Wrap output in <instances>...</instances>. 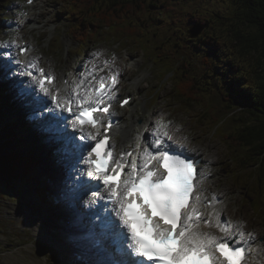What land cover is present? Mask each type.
Here are the masks:
<instances>
[{
    "label": "rangeland",
    "instance_id": "374dc122",
    "mask_svg": "<svg viewBox=\"0 0 264 264\" xmlns=\"http://www.w3.org/2000/svg\"><path fill=\"white\" fill-rule=\"evenodd\" d=\"M46 1L44 3L45 5L50 3L54 7L46 15H42L37 21L44 22L45 26H51L37 33L40 40L37 43H33L34 47L36 49H43L42 53L37 57L42 58L44 54L51 56L59 65L61 72L66 70L73 61H78L77 64H79L80 58L76 56V52L79 49L80 52L83 50L82 54L85 52L84 57L96 51L103 53L104 58L98 64L104 60L119 59L122 63L114 66L112 71H122L123 74L125 73L127 75V78L130 77L125 86L126 89L135 95L134 105L136 107L134 110H126L124 113L126 117L129 119H138L142 123L147 122L148 142L153 136V129L155 133L158 123L168 125L174 122L179 124L182 127V131L190 137L194 147L202 153L203 158L205 157V162L211 166L216 165L218 175L216 177L218 181L217 188L218 190L221 189L228 197L225 200L227 204L226 215L233 218L234 221H239L241 226H247L248 229L245 231H252L256 237L264 238V215L255 214L249 204L252 198L246 187L247 176H238L230 171L231 168L227 160L228 153L226 146L206 126L193 121L192 117L195 116L196 108L180 110L177 116H175L176 112L172 111V109L176 108V102L172 100L170 94L171 82L168 76L163 78L165 74L164 69H160L159 67L161 66H157L151 53L145 52L144 48H142L143 51L137 50L132 45L127 48L125 47L126 51L123 52L124 49L121 47L122 44L125 46V43H119L117 45L116 42L108 41L109 39L107 40L103 35L90 42L87 48H82L71 32L72 26L76 24V20L71 15L70 10L69 14L65 12V6L62 0ZM23 2L24 0H4L0 2V30L4 29L6 33L4 42H7L9 38L15 40L19 33L16 21ZM41 2L42 0L38 1L39 4ZM170 6H177L180 10L177 16L181 19H176L174 25L168 29V33L172 34L170 39L177 38L176 42L187 45L191 51H195L197 58L204 56L203 53L209 49L213 52L211 47H202L199 39H210L213 41L214 38H217L222 40L223 46L219 48L217 53H214L212 59L213 68H211V75H213L214 85L217 84L216 88L224 90L221 76L218 74V70L222 67L231 71L232 81H237L243 85L247 84L248 86L254 85L255 79L249 77V74L253 72V68L250 66L249 61L241 58L238 52L235 51V48L231 44L229 33H227L229 27H223L212 19L213 15H225L229 7L228 0H170ZM8 8L16 12V14H13L12 17H5V11ZM54 12H56V17H50ZM7 14L10 15V12H7ZM189 14L199 16L203 21L208 23L207 27L203 28L202 34L195 40H190L187 36V30L193 26L187 21V18L184 19ZM50 18L53 21L49 20ZM166 19L169 21L170 17ZM205 31L207 33H204ZM153 32L158 37H161V31L159 29H154ZM1 40L2 38H0ZM143 44L147 45V42L144 41ZM126 53L136 57L133 63L134 67L130 71H128L124 64V55ZM80 65L84 66V63L81 62ZM237 66L238 70H236ZM2 77L3 73L0 74V82L2 81ZM4 77L6 80H9L7 73ZM12 79L13 90L19 95L18 88L21 86H18V83H16V78ZM13 106L16 109L18 108L16 104ZM21 115V112H16L11 116L18 117V121L20 122V124L16 125L17 128L12 129L16 136L14 141L15 152L18 156H27L31 153L36 157L39 152L31 144L29 129L25 132L21 128V125L28 127L27 124H32L36 118H30L25 114L24 118ZM7 116L10 117V115ZM39 116L43 120L40 114H36V117ZM125 120L127 119L124 118ZM28 121H31V123H28ZM38 124L40 125V123ZM12 125L15 126V122ZM43 125H47V123H43ZM30 127V130H34L32 126ZM52 131L51 136L43 131H35L37 139H39L37 140L40 145L39 147L43 149L46 159L51 164H53V161H50L51 155H48L46 151H48L47 144H51L50 141L56 136V132L53 133ZM0 152L6 154L7 150L3 149ZM54 161L58 165L60 163L62 164L60 158ZM35 168L36 172L34 175L43 180L42 182L38 181L40 188L39 197L31 192H25L21 182L17 183L14 189H6L0 185V264H70L71 257L68 254L71 255L72 252H65V250H74V245L77 246L75 241H72V244H66L70 236L65 238L61 235L64 218L60 217L61 214H52L57 202L48 203L46 197L42 196V191L50 192L51 189L47 181L52 179L49 175L54 176L55 174L53 172L50 174L42 172V166L39 162ZM54 168L56 174L59 176V168ZM64 175H68L71 182H75L71 175L67 173ZM210 176L212 178L213 175ZM212 181L214 182V180ZM76 209L79 211L77 212V210L73 209L71 217L74 216L76 218L77 213H80V211L82 213V206H77ZM85 213L87 214V212ZM73 224L77 227V223ZM59 258L61 262L54 263ZM64 260L66 263H63Z\"/></svg>",
    "mask_w": 264,
    "mask_h": 264
},
{
    "label": "trees",
    "instance_id": "16d2710c",
    "mask_svg": "<svg viewBox=\"0 0 264 264\" xmlns=\"http://www.w3.org/2000/svg\"><path fill=\"white\" fill-rule=\"evenodd\" d=\"M62 1L65 12L69 14L70 10L76 20L71 32L79 46L87 48L90 42L103 35L108 41L125 40L126 46L132 45L142 51L144 48L151 53L157 66L164 69L163 78L168 76L171 82L175 116L180 110L196 108L193 121L206 126L226 146L230 171L247 176L246 187L252 198L249 204L255 214L264 215V0H228L225 15L212 17L221 26L229 27L227 33L235 51L253 68L249 74L255 79L253 86L234 81L242 94L239 96L216 88L208 57L197 58L187 45L176 42L177 38L170 39L172 34L168 29L176 19L181 20L177 16L180 10L170 6V0ZM186 18L193 25H208L193 14ZM154 29L161 31V37L154 34ZM199 42L202 47H211L213 53L223 46L222 40L217 38L213 41L199 39ZM2 94L0 92V151L6 149L7 153L0 152V185L14 189L21 182L20 170L24 164L34 175L36 159L31 153L27 156L16 154V136L12 129L17 128L18 117L6 115L9 101ZM45 194L43 191L42 196Z\"/></svg>",
    "mask_w": 264,
    "mask_h": 264
},
{
    "label": "snow or ice",
    "instance_id": "6c2138e0",
    "mask_svg": "<svg viewBox=\"0 0 264 264\" xmlns=\"http://www.w3.org/2000/svg\"><path fill=\"white\" fill-rule=\"evenodd\" d=\"M203 55L212 62L214 53L211 49ZM31 68L39 73L36 79L41 91L50 95L57 107L78 113L74 124H88L93 128L104 125V120L95 118L93 114L106 116L110 113L116 75L110 76V84L101 78L95 89L81 90L82 85L76 84L68 94L61 95L55 88V77L51 71L45 72L38 61L32 63ZM218 74L226 92L242 95L238 92V85L231 80L229 69L222 67ZM49 86H52L51 90ZM127 103L128 100L124 99L120 106ZM110 127L108 124L107 128ZM167 128L168 125L158 123L154 139L142 152L136 155L121 152L118 160L113 158L111 148H106L109 141L107 130L100 134L102 138L94 146H87L90 148L87 153L88 175L103 182L114 205L119 226L126 230V239L121 240V251L144 264H243L248 246L244 240L245 234L239 228H235L234 233L235 226H222L219 213L212 212L208 218H204L197 210L196 205L201 197L196 195L193 200L191 194L199 192L197 181L201 174L196 161L183 148L168 143L173 141V136ZM88 139L96 138L89 133ZM93 155L95 159H91ZM128 157L132 158L130 165L127 163ZM106 166L110 167L106 170ZM125 168L129 171L125 172ZM159 169H163V172ZM20 180L25 192L39 197L38 179L27 164L21 167ZM202 225L205 228H219L226 238L220 239L209 232L200 231ZM234 234L239 235L238 244L243 243L244 247H232L229 240Z\"/></svg>",
    "mask_w": 264,
    "mask_h": 264
},
{
    "label": "bare ground",
    "instance_id": "6f19581e",
    "mask_svg": "<svg viewBox=\"0 0 264 264\" xmlns=\"http://www.w3.org/2000/svg\"><path fill=\"white\" fill-rule=\"evenodd\" d=\"M126 119V118H125ZM54 120H56L55 118H53V119H51V117H49V118H47L46 119V123L47 124H49V122L50 121H54ZM126 122H128V120H125ZM45 124V123H44ZM135 126V122L133 121L132 123H131V126L129 127V129H128V131L126 130V129H124V130H121V133H122V136H123V145H125L126 143H128L130 140H131V138H132V136H131V128L132 127H134ZM124 128H127V127H124ZM31 129V127H29V130ZM51 130H53L52 132L54 133V132H56V130L55 129H51ZM58 135V136H57ZM62 136V137H61ZM59 137H60V139H59ZM48 138V137H47ZM61 139H64V134H62V135H59L58 134V132H56V136L55 137H53V140H51L50 142H51V145L52 146H56L55 144L57 143V142H59V141H61ZM37 140H39V139H37ZM70 144V143H69ZM70 145H72V144H70ZM40 145H38V147H39ZM72 146H74L75 147V145H72ZM70 151V150H69ZM80 152H81V154H83V150H80ZM70 155L71 156H73V153L70 151ZM46 156V155H45ZM199 157L200 158H203V155L200 153L199 154ZM205 158V157H204ZM208 161V160H207ZM77 164L79 163V162H76ZM35 165V164H34ZM214 176V175H213ZM213 176H212V178H211V176H207V178L208 179H210L211 178V182H213L212 180H214V178H213ZM72 177V176H71ZM72 179L74 180V178L72 177ZM87 179V184L89 185H91V183H92V181L93 180H90L89 181V179L88 178H86ZM75 181V180H74ZM74 184V183H73ZM95 186H97L98 185V182H96V183H93ZM92 186V185H91ZM87 189V185H85V189H83L82 191L85 193V194H88L85 190ZM210 191H211V189H210ZM43 192V191H42ZM90 194H91V196L93 197V198H96V196L94 195V193H93V190L92 189H90ZM89 194V195H90ZM41 196V195H40ZM98 197L100 196V195H97ZM80 206H81V204H80ZM223 206L225 207V204H223ZM75 210H77L76 208H74ZM109 211H111L110 209H108ZM79 210H77V212H78ZM72 212V211H71ZM71 212L69 211L67 214H68V217L70 218L71 217ZM87 212V214H89V213H91L90 211H86ZM112 212V211H111ZM113 213V212H112ZM82 213H81V211H80V213H77L76 214V218L77 217H80V215H81ZM114 214V213H113ZM114 216H115V214H114ZM115 218H116V216H115ZM117 221V222H116ZM110 222L111 223H113V224H117L118 225V227H119V235H120V237L122 238V240H124V239H126V230L125 229H123L121 226H119V221L117 220V218H116V220H114L113 219V217H112V219L110 220ZM76 226L78 227V228H81L82 229V227L83 226H79L78 224H76ZM84 229V228H83ZM84 231V230H83ZM81 232V231H80ZM80 232L79 231H76V232H74V233H72V232H69V233H71L72 235H70V237H73L74 238V241L76 242V244H77V246H75L74 245V252H76V251H78L79 250V253L81 254V256H82V259H84V261H86V263L85 264H93L92 263V259L91 260H89V262H88V260H87V258H86V253H88L89 251H90V249L86 246V242H83V241H81L80 239L78 240V237H79V234H80ZM88 233H90V234H93V235H95L96 233L94 232H87L86 231V235H88ZM115 235H116V232H113ZM61 234V233H60ZM62 235V234H61ZM76 237V238H75ZM70 247V246H69ZM69 247H67V248H69ZM78 248V249H77ZM92 252H93V254H96V253H98L96 250H91ZM252 257H248V258H246L245 259V261L246 262H248V260L249 259H251ZM60 259V258H59ZM94 259H95V257H94ZM97 260L98 261H100V258H99V256L97 257ZM97 261V262H98ZM61 262V261H60ZM73 264H84L82 261H80V262H73Z\"/></svg>",
    "mask_w": 264,
    "mask_h": 264
},
{
    "label": "water",
    "instance_id": "95a60500",
    "mask_svg": "<svg viewBox=\"0 0 264 264\" xmlns=\"http://www.w3.org/2000/svg\"><path fill=\"white\" fill-rule=\"evenodd\" d=\"M203 28H204V26H202V25L194 24L192 27H190L187 30L188 39H190V40L197 39L202 34Z\"/></svg>",
    "mask_w": 264,
    "mask_h": 264
}]
</instances>
